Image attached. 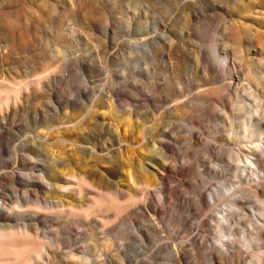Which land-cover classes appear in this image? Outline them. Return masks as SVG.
<instances>
[{
	"label": "rangeland",
	"instance_id": "obj_1",
	"mask_svg": "<svg viewBox=\"0 0 264 264\" xmlns=\"http://www.w3.org/2000/svg\"><path fill=\"white\" fill-rule=\"evenodd\" d=\"M261 141L264 0H0V264H261Z\"/></svg>",
	"mask_w": 264,
	"mask_h": 264
},
{
	"label": "bare ground",
	"instance_id": "obj_2",
	"mask_svg": "<svg viewBox=\"0 0 264 264\" xmlns=\"http://www.w3.org/2000/svg\"><path fill=\"white\" fill-rule=\"evenodd\" d=\"M131 109H132V108H131ZM256 148L264 149V142L261 141V142L259 143V146L256 147ZM256 148H255V149H256ZM255 151H256V150H255ZM259 151H260V150H259ZM259 151H258V152H259ZM262 151H263V150H262ZM165 171L168 172V171H169V168L166 167V168H165ZM162 179L165 180V178H162ZM109 183H110V182H109ZM162 198H164V197H162ZM59 206H62V207H61V210H62V209H63V210H62V211L60 210L61 212L68 211V209H70L71 211L74 210V209L72 210V208L67 207V205H65V204H61V205L58 204V207H59ZM59 208H60V207H59ZM67 213H68V212H67ZM68 216H69V215H68ZM153 216H155V217L160 216L159 210H158L157 208L154 209V215H153ZM263 217H264V215H263ZM226 218H227V217H226ZM255 220H256V219H255ZM226 221H227V220H226ZM257 222H258V221H257ZM257 222H256V224H257ZM263 222H264V221H263ZM253 223H255V222H253ZM222 224H223V223H222ZM225 225H226V224H225ZM226 226H227V225H226ZM229 226H230V225H229ZM261 226H262V225H260V227H261ZM250 227H251V226H250ZM253 227H254V226H253ZM256 227H257V225H256ZM256 227H254V228H256ZM260 227H259V228H260ZM254 228H253V229H254ZM262 228H263V226H262ZM263 229H264V228H263ZM263 229H259V230L262 231ZM26 230H30L29 227H26ZM227 230H228V229H227ZM259 230L256 229L255 231H259ZM225 231H226V230H225ZM259 232H260V231H259ZM259 232H258V233L256 232V233H257V234H256V237H257L259 240H262V237H264V235H261ZM262 232H263L262 234H264V231H262ZM139 233L143 234V231H140ZM224 234H225V232H224ZM227 234H228V233H227ZM1 235H3V234L0 233V242H1V240L4 239V237L1 236ZM232 235H233V234H232ZM226 237H227V236H226ZM15 238H16V237L11 238V239H15ZM229 238H230V237H229ZM230 239H232V238H230ZM230 239H229L228 241H226V240H225V241H224V240H219V241L222 243L223 247L226 248L225 251H222V256H223L224 253H226V255H227L228 252H231V251H232V249H231V244H232L234 241L232 242ZM232 240H234V239H232ZM229 248L231 249V251H229ZM143 249H144V247H143V245L140 243V244L137 246V250H138V251H143ZM223 250H224V249H223ZM183 251H184L183 248H180V249L178 250V252H177L178 257H181V258H182V256H183ZM226 251H228V252H226ZM42 252H43V251H41L40 255H43ZM233 253H234V252H233ZM226 255H225L224 257H226ZM259 262H260L261 264H264V259H263L262 257H261V258L259 257Z\"/></svg>",
	"mask_w": 264,
	"mask_h": 264
}]
</instances>
